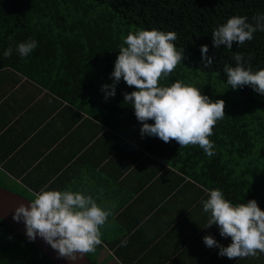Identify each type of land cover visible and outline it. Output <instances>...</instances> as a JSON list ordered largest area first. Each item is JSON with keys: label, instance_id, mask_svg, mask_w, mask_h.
<instances>
[{"label": "trees", "instance_id": "1", "mask_svg": "<svg viewBox=\"0 0 264 264\" xmlns=\"http://www.w3.org/2000/svg\"><path fill=\"white\" fill-rule=\"evenodd\" d=\"M258 13H264V0H0V69L11 68L48 91L78 90L88 107H96L99 117H106L101 111L104 108L112 117L118 116L114 124L127 128L134 140L141 124L131 105L123 102V94L136 89L121 79L115 96L105 100L101 86L112 83L114 62L129 31L176 32L174 44L177 50L184 49L185 59L160 84L170 86L180 80L199 88L202 95L213 96V102L222 97L229 101L223 100L225 117L209 137L215 146L213 156H207L199 146L180 147L175 141L166 144L145 136L148 150L175 164L178 173L203 178L202 186L220 189L234 204L255 200L264 211V170L254 172L248 164L240 168L233 162L234 154L243 157L257 141L264 144V117L251 113V109L264 113V96L249 86L231 89L223 71L225 64L235 66L234 52L243 53L246 66L253 71L264 68V32L257 31L243 45L234 43L231 50L213 48L211 37L213 30L230 17L247 16L253 22ZM29 38L37 41V47L21 58L15 48ZM9 45L13 54L5 57ZM202 45L208 46L206 55L213 58L207 67L201 63ZM217 88L226 92L220 95ZM86 257L93 264L92 254ZM0 264L51 263L1 220Z\"/></svg>", "mask_w": 264, "mask_h": 264}, {"label": "crops", "instance_id": "2", "mask_svg": "<svg viewBox=\"0 0 264 264\" xmlns=\"http://www.w3.org/2000/svg\"><path fill=\"white\" fill-rule=\"evenodd\" d=\"M101 111L78 90L48 91L0 69V186L27 201L45 186L71 188L111 208L93 264H264L262 253L229 260L206 247V235L224 247L231 239L205 228L204 179L178 173Z\"/></svg>", "mask_w": 264, "mask_h": 264}, {"label": "clouds", "instance_id": "3", "mask_svg": "<svg viewBox=\"0 0 264 264\" xmlns=\"http://www.w3.org/2000/svg\"><path fill=\"white\" fill-rule=\"evenodd\" d=\"M249 22L247 16H232L212 32V47L232 49L233 44L243 45L254 38L257 31L264 32V13H258ZM177 33L157 29L129 31L119 47V54L110 75L111 84L101 86L104 98L114 97L121 79L136 90L123 94V102L134 109L136 120L141 124V137H156L164 143L175 141L180 147L199 146L211 157L215 154L214 143L209 139L213 128L225 117V102H213L202 95L197 87L180 80L170 86H162L161 79L168 78L178 64L185 59L184 49L177 50L174 41ZM37 47V41L29 38L20 42L15 52L28 57ZM201 63L205 67L213 63L206 55L208 46L200 48ZM9 45L3 55L10 57ZM235 66L225 64L226 83L236 90L251 87L264 96V68L253 71L246 66L244 54L234 52ZM218 75V74H217ZM148 121H153L149 124ZM208 198L202 202L203 211L209 213L205 228H219L222 238H230L224 247L211 235L203 237L208 248L219 249L218 255L229 260L255 257L264 254V211L257 201L236 203L225 198L220 189L208 190ZM27 204L20 203L13 212L12 220L23 223L29 242L41 238L56 253L57 258L71 264L88 253H94L102 244L101 229L113 215L111 208L101 207L91 194L84 191L47 190L32 193Z\"/></svg>", "mask_w": 264, "mask_h": 264}, {"label": "water", "instance_id": "4", "mask_svg": "<svg viewBox=\"0 0 264 264\" xmlns=\"http://www.w3.org/2000/svg\"><path fill=\"white\" fill-rule=\"evenodd\" d=\"M20 203L27 204L28 201L18 194L13 193L6 188L0 187V221L2 220L3 222L7 223L9 227L14 229L28 241L25 235V228L23 223H17L12 220L14 209ZM30 243L36 249H38V251H40L51 264H71V262L65 259L57 258V253L53 249H51V247L47 245L41 238L37 237L34 242ZM75 264H90V262L85 255L81 256L75 262Z\"/></svg>", "mask_w": 264, "mask_h": 264}, {"label": "rangeland", "instance_id": "5", "mask_svg": "<svg viewBox=\"0 0 264 264\" xmlns=\"http://www.w3.org/2000/svg\"><path fill=\"white\" fill-rule=\"evenodd\" d=\"M204 77V75H203ZM220 95L225 93V88H217ZM213 101L215 98L210 97ZM224 101H229L225 97L221 98ZM251 106V105H250ZM251 113L253 117H264V113L258 110L251 109ZM264 132V124L263 129L261 130ZM224 151V150H223ZM233 162L237 163V167L241 168L242 164H248L255 172L257 169L264 170V144L262 142L257 141L252 149L249 152L245 153L243 157H239L237 154H234Z\"/></svg>", "mask_w": 264, "mask_h": 264}]
</instances>
